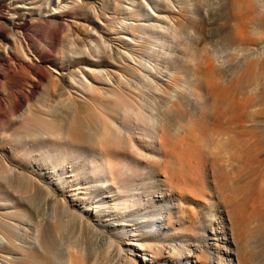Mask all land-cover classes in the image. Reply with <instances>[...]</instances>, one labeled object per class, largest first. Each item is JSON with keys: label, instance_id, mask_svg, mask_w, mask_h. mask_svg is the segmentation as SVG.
Segmentation results:
<instances>
[{"label": "rangeland", "instance_id": "374dc122", "mask_svg": "<svg viewBox=\"0 0 264 264\" xmlns=\"http://www.w3.org/2000/svg\"><path fill=\"white\" fill-rule=\"evenodd\" d=\"M262 1L0 0V264H264Z\"/></svg>", "mask_w": 264, "mask_h": 264}, {"label": "bare ground", "instance_id": "6f19581e", "mask_svg": "<svg viewBox=\"0 0 264 264\" xmlns=\"http://www.w3.org/2000/svg\"><path fill=\"white\" fill-rule=\"evenodd\" d=\"M262 2H264V1H262ZM257 3H256V5H257ZM16 7H24V5L23 4H17ZM167 83H170V81L167 82ZM242 105H243V102L240 103V106L239 107H236L237 108V111H239V113H238L239 119L241 117ZM150 120H151V118H150ZM148 124H150V123H148ZM150 134L153 136V138H157V140L160 141L161 140V137H162V130L159 131V130H153V129L150 130V129H148V131H146L144 135H150ZM258 140H261L262 143H263V145H264V132L261 133L258 136ZM208 218H209V215H205V218L201 221V224L204 227H207L206 221L208 220ZM224 228H226V227H224ZM261 229L264 230V226L263 225L261 226ZM219 231H221V230H219ZM227 233L228 232H226L223 229V231L221 232V236H219V237H212V239L215 240L214 242H215V246H216V248L213 249L214 251H213L212 255H211V252H209L208 250H206L205 252H201L199 254H195V255L193 254V257H194L195 260H193L192 262H194L195 264L196 263L197 264H207L209 261H215L217 264L218 263H223V264H237V263L233 262V259H232V257L234 255H237L236 254L237 252H236V250H234V249H232L230 247V244H234V241L231 238L232 236L231 237L228 236ZM222 234H223V236H222ZM214 235H216V234L214 233ZM220 244H222V245H220ZM190 253H191V251H190ZM175 254H178V252H176ZM189 256H192V254L189 255ZM240 260H241V258H240Z\"/></svg>", "mask_w": 264, "mask_h": 264}]
</instances>
